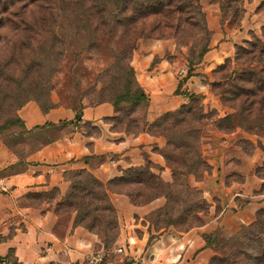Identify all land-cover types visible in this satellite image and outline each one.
<instances>
[{"label":"rangeland","instance_id":"374dc122","mask_svg":"<svg viewBox=\"0 0 264 264\" xmlns=\"http://www.w3.org/2000/svg\"><path fill=\"white\" fill-rule=\"evenodd\" d=\"M47 1L25 0L19 5L28 10L36 6L39 10L40 6L45 9L43 11H48L40 15L48 21L38 27L45 30L20 35L0 32V138L3 142L17 151L21 149V155L25 157L70 128V123L62 122L58 126L48 125L44 129L27 131L24 123L18 120L19 111L31 102L43 112L65 108L78 115L87 107L117 102L118 107H114L115 130L129 135L148 130L146 120L150 103H141L132 111L133 104L123 100L121 95L127 92L128 65L134 69L136 76L133 66L135 52L141 48L143 53L150 49L158 50L175 68L180 86L174 95L187 99L185 105L191 103L193 97H200L196 105L199 104L202 109V117L200 120L192 118L193 122L170 130L166 136L168 139L161 136L163 132L158 133L159 129L151 127L149 130L166 142L165 147L158 151L164 160L167 149L184 146L176 151L178 157L172 161L174 169L187 172L189 169L182 161L193 166V161L198 160L196 157H201V165H195L193 172L182 179L199 193L205 206L204 212L199 215V224L194 223L195 218L191 216L187 222L178 221L169 225L156 214L168 204L165 197H160L157 200H161L163 206L144 216L141 223L148 228L150 241L158 236L157 233L185 234L196 230L203 239L217 232L212 246L203 239L208 250L205 264H264V98H256L257 102L252 104L250 97L242 96L236 100L232 92L238 84L239 87L246 86L245 81H237L239 74L246 79L250 70L261 68L247 55H242L240 65L237 64V50L251 51V45L264 44V0H200L211 34L209 51L215 34L220 38L214 47L219 48L227 37H230L231 46L230 50H224L222 55L226 58L217 67L210 71L204 69V73L199 74L208 87V95H190L186 91L187 97L181 91L179 72L184 69L188 76H194L203 68L206 56L202 59L198 57L206 37L195 32L191 25L183 23L181 32L177 34L178 21L172 17L170 20L161 17L143 30L142 27L129 30L110 26V18L99 17L88 24L86 31H76V27L83 23L77 19H63L61 8ZM56 11L60 15L59 23L51 18ZM35 19L36 15H32V19L28 17L31 22ZM160 20H163L162 24ZM157 24H161L159 29L155 28ZM133 41L136 42V50L131 54L130 44ZM229 52L232 54L228 55ZM145 161V166L150 167L151 172L163 182H174L173 168L166 160L167 169L155 165L148 157ZM96 162L103 164L102 159ZM145 166L141 168L146 169ZM67 178L72 179V174ZM104 186L110 197L113 194L127 196L132 191V187L123 184L108 183ZM70 190L71 185L67 192ZM144 193L154 197L161 192L145 190ZM51 194L57 198L59 192L54 190ZM178 194L173 193L174 200ZM65 195L56 202V207ZM70 210L64 208L63 225L75 214L68 212ZM115 210L119 231L117 239L113 240L109 232L93 233L100 240L96 254H106L104 264H119L123 258V255L117 254L122 246L117 243L121 228ZM137 220L140 222L141 217L137 216ZM139 232L143 230L139 229ZM124 262L129 263V260L124 259Z\"/></svg>","mask_w":264,"mask_h":264},{"label":"crops","instance_id":"0c3cea01","mask_svg":"<svg viewBox=\"0 0 264 264\" xmlns=\"http://www.w3.org/2000/svg\"><path fill=\"white\" fill-rule=\"evenodd\" d=\"M219 38L217 34L213 36L203 68L186 79L182 92L185 89L190 95H208V87L199 74L204 73V69L210 71L217 67L226 58L222 53L231 46L230 37H227L219 48L214 47ZM133 66L138 83L149 99L148 125L187 104V99L174 95L180 83L175 68L160 51L150 49L143 53L141 48L133 56ZM115 115L110 103L87 107L80 118L76 112L65 108L43 112L33 102L19 111L29 132L62 122L71 126L59 138L25 157L21 149L11 148L0 138V172L16 167L13 174L0 177V264H11V259L16 264H89L100 245L98 236L74 226V216L59 227V217L55 213L56 202L69 189L66 174L88 171L101 183L108 184L121 177L124 171L145 166L146 157L167 169L158 153L166 142L147 133L135 136L114 130L112 122L106 119ZM98 159H102L103 164H98ZM54 190L59 192L57 198H32L49 195ZM110 198L117 209L121 228L117 243L126 251L119 264H124V259L130 264L206 263L208 250L196 230L185 234L157 233L158 236L150 241L151 234L141 222L144 216L163 206L161 200L135 207L127 196L113 194ZM137 216L141 217L140 222Z\"/></svg>","mask_w":264,"mask_h":264},{"label":"trees","instance_id":"16d2710c","mask_svg":"<svg viewBox=\"0 0 264 264\" xmlns=\"http://www.w3.org/2000/svg\"><path fill=\"white\" fill-rule=\"evenodd\" d=\"M23 1L25 0H0V32L9 31L20 35L22 33L24 34L25 32H39V30L46 29H38V27L40 25H45V21H48L44 19L45 16L40 18V15L43 12L48 11H43L45 9L40 6L39 10L38 6L33 7L31 10H28L27 8L23 9V6L19 7V5H21ZM48 1H52L54 4L58 5V8H61L59 10L64 13L63 19H77L80 21V23H83L82 25H77L78 27H76V31H79L81 29H84L86 31V28H88V24L93 23L99 17H106L107 19L110 18V21L108 22L110 26L128 28L129 30H138L140 27H142L141 29L143 30L145 29V26H147L151 22H154V20L156 21L158 18L162 17L164 19L170 20V17H172L174 20L178 21L176 30L177 34L181 32L180 29L181 27H183L182 25L184 23L185 26L186 24L191 25L195 29L194 31L198 32L199 35H204V37H206V43L198 56L199 59H202L209 51L211 34L207 28L206 14L203 11L200 0ZM222 8V10L224 11V7ZM32 15H36V19L33 22L28 20V17L32 19ZM59 17L60 15L58 11L51 14V18L55 19L56 23L58 22ZM160 21L162 24L163 20ZM160 25L157 24L156 27H153L159 29ZM170 27L172 26L170 25ZM251 47V51H246L243 48H239L237 50V64L240 65L242 55H247L250 57L249 60L251 62L258 64L261 68L260 70L258 68L250 70L246 79H243L242 75L239 74V78L237 79V81H245L246 86L239 87V84L237 85V82H235L234 84L237 86H235L236 89H233L232 92L235 94L236 100H238L242 96H247L250 97V101H252V104H254L255 102H257L256 98H264V44L251 45ZM135 50L136 42L133 41V43L130 44L131 54H133ZM222 68L224 69V66ZM127 69V92L121 95V98L123 100H128L133 104V111L135 110L134 108L137 105L141 103H149V99L144 90L138 84L134 69L130 65H128ZM189 77L190 76H188L187 74L186 79H188ZM199 99L201 98L196 96L193 97L191 103H189L188 105L182 106L177 111L168 113L160 119L156 120L153 124L148 125L149 129L151 127L157 130L159 129L158 133H160L161 131L163 132L161 136L166 137L167 133L170 130L176 129L183 124H189L190 122H193L194 119L200 120L202 117V109H200L199 104L196 105L199 102ZM112 105L115 108L118 107L117 102L113 103ZM77 117L80 118V115L77 114ZM115 118L116 117L106 119V121L112 122L114 130V122H116ZM18 120L19 122H23L20 119ZM170 121L173 122L170 123ZM45 127L39 129H44ZM149 129L145 130L142 133H147L155 137ZM166 138L168 139V137ZM182 147L184 146L179 145L173 150L167 149L166 151L167 154L165 155V160L167 164L173 168V175L175 177L173 183L163 182L160 177L151 172V168L147 165L144 167L146 169L133 168L124 171L121 177L111 181L110 183L123 184L132 187V191H130L127 196L134 206H146L159 199L160 197H165L168 201L167 206L164 210H159V212L156 214L163 221L168 222L169 225H174L178 221L187 222L191 216H194L195 218L194 223L199 224V215L204 212L203 209L205 206V202L199 198V193L195 191V189L191 188L188 185L187 181L183 180L182 177L187 178V176H189L193 172L194 166L197 164L201 165L202 161L201 157L199 156L196 157L198 158L197 161H193V166L186 165L185 161H182L185 168L189 169V171L187 172L174 169L172 161H175L174 159L178 157L176 156V151ZM85 161L87 162L88 160ZM15 171L16 167H11L0 172V177H5L8 176V174H13ZM71 174L72 179L67 178ZM65 179L69 183V185H71V190L69 191V193L67 192L62 202L59 203L57 207H55V213L59 217V227L63 226L62 216L64 208H71L72 210L68 212H70L71 214L75 213L74 226L82 227L90 233H94L97 235H100L104 232H109L113 235V240L117 239V237L119 236V231L116 210L110 199L108 190L106 189L104 184L97 180L92 174L85 171H80L77 173L70 172L66 174ZM142 186H144V188ZM134 190L138 192L136 193L135 191L134 193ZM145 190H158L161 193L159 196L150 197L148 194L144 193ZM173 193H179L175 200L172 196ZM46 197L54 198L52 197V194L51 196L50 194L32 196V198L35 200H43ZM216 236H218L217 232L210 236H204L203 239L205 240L207 245L212 246L214 244L213 237ZM11 264H16V261L11 259Z\"/></svg>","mask_w":264,"mask_h":264},{"label":"built area","instance_id":"2783aa9c","mask_svg":"<svg viewBox=\"0 0 264 264\" xmlns=\"http://www.w3.org/2000/svg\"><path fill=\"white\" fill-rule=\"evenodd\" d=\"M186 71L184 69L180 70L179 72V76L181 77V83H182V87H183V84L184 82H186ZM187 90L183 89V92L184 94L187 93L186 92ZM185 97H187V95L185 94ZM125 248H119L117 250V254L119 255H125ZM105 258H106V254L104 252H100V253H97L96 255H94L91 260L89 261V264H104L105 262Z\"/></svg>","mask_w":264,"mask_h":264}]
</instances>
